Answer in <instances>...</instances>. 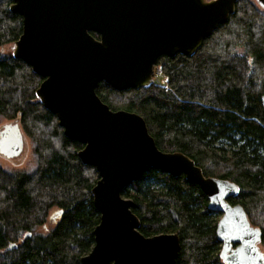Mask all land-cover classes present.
Masks as SVG:
<instances>
[{"label": "trees", "instance_id": "obj_1", "mask_svg": "<svg viewBox=\"0 0 264 264\" xmlns=\"http://www.w3.org/2000/svg\"><path fill=\"white\" fill-rule=\"evenodd\" d=\"M10 3L0 0V118H17L34 163L28 169L0 164V264H80L99 221L91 196L98 173L78 158L83 144L64 136L38 101L42 77L3 49L22 29ZM155 65L166 87L116 90L102 81L95 91L112 110L140 114L162 151H181L205 176L236 183L229 201L244 207L264 242V9L238 0L193 55H161ZM122 195L134 201L142 234L178 233L176 264H223L214 212L183 174L150 168ZM52 208L57 221L43 231Z\"/></svg>", "mask_w": 264, "mask_h": 264}, {"label": "water", "instance_id": "obj_2", "mask_svg": "<svg viewBox=\"0 0 264 264\" xmlns=\"http://www.w3.org/2000/svg\"><path fill=\"white\" fill-rule=\"evenodd\" d=\"M237 1L11 0L10 11L22 17L12 56L42 77L38 101L56 116L64 136L83 144L78 158L98 173L91 196L99 221L80 264H176L178 233L142 234L134 201L122 195L150 168L183 174L206 196L208 210L221 214L215 235L223 264H264L260 228L241 204L229 201L238 185L205 176L181 151H162L140 114L112 110L95 91L102 81L116 90L151 85L159 56L193 55ZM255 1L264 9V0ZM23 148L19 124H3L0 155L14 158Z\"/></svg>", "mask_w": 264, "mask_h": 264}, {"label": "rangeland", "instance_id": "obj_3", "mask_svg": "<svg viewBox=\"0 0 264 264\" xmlns=\"http://www.w3.org/2000/svg\"><path fill=\"white\" fill-rule=\"evenodd\" d=\"M13 43V42H12ZM11 44L6 45L3 49L5 51H10L11 52ZM12 54V53H11ZM159 79H163L162 83L156 84V85H160L163 87H166V77L164 75H159ZM14 122H18L17 118L15 119H7V118H0V129L2 127L3 124L5 123H14ZM20 127V125H19ZM23 137H24V148L22 153L14 158H6L2 155H0V164L7 167V168H19V169H28L31 167V165L34 163V159H33V148H32V143L30 138L23 133ZM57 210L56 208H52L49 211L48 214V218L47 221L45 223V226H42V230L46 231L48 230L50 227H52L54 225V223H56L57 221V214H56ZM213 212V211H212ZM213 219L215 220V222L217 223L218 219L220 218L221 214L214 212L213 213ZM259 248L264 252V242L261 241L259 244Z\"/></svg>", "mask_w": 264, "mask_h": 264}, {"label": "built area", "instance_id": "obj_4", "mask_svg": "<svg viewBox=\"0 0 264 264\" xmlns=\"http://www.w3.org/2000/svg\"><path fill=\"white\" fill-rule=\"evenodd\" d=\"M159 75H162L161 66L160 65H155L154 66V71H153V76H152V82L154 84L162 83L163 79H159V77H160Z\"/></svg>", "mask_w": 264, "mask_h": 264}, {"label": "bare ground", "instance_id": "obj_5", "mask_svg": "<svg viewBox=\"0 0 264 264\" xmlns=\"http://www.w3.org/2000/svg\"><path fill=\"white\" fill-rule=\"evenodd\" d=\"M210 35H211V34H210ZM210 35H209V36H210Z\"/></svg>", "mask_w": 264, "mask_h": 264}]
</instances>
